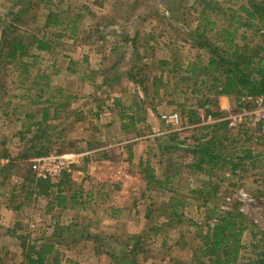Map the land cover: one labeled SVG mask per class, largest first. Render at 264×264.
<instances>
[{
	"label": "rangeland",
	"instance_id": "1",
	"mask_svg": "<svg viewBox=\"0 0 264 264\" xmlns=\"http://www.w3.org/2000/svg\"><path fill=\"white\" fill-rule=\"evenodd\" d=\"M26 1L0 0V33L3 23L8 20L6 16L11 11L26 6ZM51 2L53 6L49 7L50 12L64 11L72 17L80 16L76 26L82 33L77 41L56 38L59 41L55 43L54 51L50 54L32 50L30 54H36L39 58L36 60L24 58L23 61L29 64L35 61L31 70L33 77L26 82L24 88L20 87L13 77L7 76L0 80V86L2 88L5 86L3 94L7 93L3 97L0 93V150L13 146L12 141L17 140L14 137L17 131H23L24 128L21 127L26 125L25 114H31L33 117L37 115L36 120L41 119L38 110L45 105L32 106L31 102H35L36 96L40 95L35 87L33 89L35 85L32 82L35 74L44 72L49 77L51 90L42 95L41 102L51 100L56 102L55 104H64L66 108L60 110L59 120L52 123L55 127L59 125L60 128L51 141L49 140L50 143H46L51 153L36 158L68 153L83 155L76 166L81 171L74 172L66 193L72 194L83 188L85 191L82 202H88V205L86 211L76 207L73 211L55 210L47 214L45 211L47 201L40 199L36 201L33 197L30 202L28 197V202L24 203L25 194L21 192L22 179L19 176L14 175L4 180L0 175V254L2 252L3 264L22 262L20 242L16 236H28L31 242L41 243L45 242L43 240L48 239L59 226L69 227L76 223L78 227L71 229L68 234L64 232L59 236L63 243L56 246L65 264H117V260L128 256V244L135 245L138 241L141 242V252L138 253L139 257L137 256L138 264H171L172 260L176 259L188 261L191 256L189 248L179 252V248L173 243L181 235L194 239L196 230L191 223L206 230L205 210L198 208L203 201H198L195 198L199 197L198 194H192V191L200 190L201 182L207 179L200 174H192L191 156L180 160L177 156L184 155L175 152L173 162L179 163L181 168L171 169L170 175H175L179 171L178 180L167 187L162 186L161 191H158L160 188L146 191L147 182L137 164L140 158L148 160L159 180H166L162 176L166 167L161 162L164 163L169 155L163 153L158 145L162 142L167 143L172 134H178L180 143L187 142L186 146L191 144L190 138L194 135L193 130L197 124L193 123V119L188 117L187 113L196 110L201 95L192 97L191 94L184 96L173 93L172 78L168 83L161 85L160 98L152 101L151 88L147 85V92L143 93L142 88L130 81L128 71L138 60L136 66L139 68L141 64L149 65L145 74L153 78L152 72L156 70L155 60H170L175 56L195 60L198 52L186 38V33L195 28L194 19L197 15H193L194 12L190 10L193 0H51ZM214 2L220 8L218 17L221 18V14H228L229 9L239 11L246 0ZM35 4L34 1V6ZM41 7L43 5L32 9L41 14L37 20L39 23L36 22L38 25L30 21L29 27H23L29 29V33L37 31L39 34L45 33L42 27L46 12L39 11ZM97 26L100 33L89 34V31ZM57 31L55 28L48 29L47 34L51 35ZM124 32L132 38L137 33L140 35L136 43L138 53L126 45L118 52L113 51L116 44L123 46L121 41ZM257 42L258 40L255 43ZM72 67L75 68V74L68 71ZM88 78H93L92 84L87 82ZM37 79H34V84L39 83L42 86L46 83ZM179 86L181 89L187 87L184 84ZM23 95L27 98L21 100L20 97ZM136 95L138 99L148 97V119L146 123L139 124L137 133H131L124 139L121 134V122L110 109L117 99L122 101L120 104L122 106L115 107L116 111L130 108L138 102ZM171 102L186 104V108L183 110ZM215 103L217 106L213 107V110H218L223 116L213 121L227 122L230 116L239 112L234 97H217ZM55 107H52L51 112ZM198 113L201 116V125L213 124L208 123L209 117L205 116L204 110H198ZM170 115H177L178 121L167 122L166 119ZM254 131L257 132H254L255 140L250 147L254 154H261L264 157V145L259 139L261 134L257 129ZM85 140L91 142L93 150L86 149ZM131 145H133L131 151L136 155L132 165L129 163ZM103 150L107 151L109 160L106 162L101 160L100 155H95L97 159L93 155ZM238 156L240 155L236 157ZM87 157L88 162L85 161ZM32 160L29 162L31 169ZM250 161L246 162L249 164ZM5 163L3 161L0 164ZM256 168L252 170L248 165H244L236 169L234 174L222 173V180L214 181L215 185L218 182L220 189L218 196L210 202L216 203L222 211L230 210L238 203L239 210L258 230L264 232V196H259L264 192L263 179H260L263 166L259 163ZM34 173L36 174L35 171ZM65 173L67 172L60 176ZM171 189L175 190L174 194L169 191ZM143 195L145 196L142 198ZM170 198H174L175 202H170ZM169 202L184 204L179 208L182 224L171 221L172 210L167 208ZM111 208L113 211L118 208L122 213L115 215ZM212 223L214 224L213 221L208 224ZM162 225L166 226L161 228ZM153 228L158 231L155 229L153 231ZM13 231L16 235L10 233ZM76 232L78 233L75 234ZM43 236L45 238L42 239ZM86 236L90 237V240L86 239ZM134 237L136 240H133ZM243 242L244 244L250 242L249 234ZM163 243L167 246L163 247ZM196 244L195 242L194 245ZM250 256L249 254L244 256L247 262Z\"/></svg>",
	"mask_w": 264,
	"mask_h": 264
},
{
	"label": "trees",
	"instance_id": "2",
	"mask_svg": "<svg viewBox=\"0 0 264 264\" xmlns=\"http://www.w3.org/2000/svg\"><path fill=\"white\" fill-rule=\"evenodd\" d=\"M34 1L36 2L35 6ZM25 5L27 7L23 5L20 9L11 11L6 16L8 20L3 23L0 33V80L7 76L13 77L22 88L33 77L31 70L35 65V61L29 64L23 61L24 58L34 60L39 58L36 54H30L32 50L50 54L54 51L55 43L59 41L56 38L77 41L82 33L76 26L80 16L73 15L72 17L64 11L50 12L49 7L53 6L51 0H27ZM40 5L43 7L39 11L46 12V15L43 16L42 27L45 29V33L39 34L38 31L29 33V29L23 27H29L30 21L38 25L37 20L40 19L41 14L32 9ZM190 10L194 12L193 15L196 14L197 16L194 19L195 28L186 33V38H188L193 49L198 52L195 60L180 59L178 56L170 60H155L154 69L156 70L152 72L153 78L145 74L149 65L141 64L138 68L136 66L137 60L128 71V75L130 81L142 88L143 93L147 92V85L151 88L152 101L160 98L161 85L168 83L172 78L173 93L184 96L191 94L192 97L201 95L196 110H190L187 113L188 117L193 119V123L197 124V127L193 130L194 135L190 138L191 144L189 146H186L187 142H183V144L179 142L178 134H172L167 143L162 142L158 145L163 153L166 152L169 155L164 163L161 162L166 167L164 169L165 174L162 175L166 180H159L148 160L140 158L137 167L143 171L144 180L147 182L145 190L152 191L154 188H160L158 191H161L162 186L167 187L178 180L179 171L175 175H170V173L171 169L174 168L180 170L179 163L173 162L172 157L181 152L184 156H177L180 160L187 156L192 157L193 163L190 166L192 174H200L207 179V181L201 182L202 188L200 190L192 191V194H198L199 197H195L198 201H203L198 208L205 210L206 230L195 223H191V226L196 230L194 239L181 235L173 243L179 248V252L189 248L191 256L188 261L176 259L172 260L171 264H264V232L258 230L239 210L238 203H235L230 210L222 211L216 203L210 202L211 199L218 196L220 189L217 184L222 180L221 174H234L236 169H240L244 165H248L253 170L257 169L256 167L261 163L263 174L260 179H263L262 185H264V157L261 154H254V150L250 147V144L255 140L254 132L257 131L244 125L238 128H230L228 122L201 125L202 120L198 113V110H204L206 117L221 118L223 114L218 110H213V107L217 106L216 98L221 96L234 97L238 103L237 111L245 107L243 99L264 97V0H246V3L240 6L239 11L229 9V13L221 14V18L218 17L220 8L214 0H193ZM31 11L33 14L30 15ZM52 28L58 31L48 35V29ZM98 28L97 26L94 30L91 29L89 34H99ZM122 37L123 46L116 44L113 51L118 52L126 45L128 48L131 46L136 53L138 51L136 43L140 35L137 33L132 38L124 32ZM256 40H258L257 43H255ZM139 60L141 61V58ZM74 69L72 67L68 71L75 74ZM36 78L39 82L44 81L46 83L42 86L39 83L34 84ZM34 79L32 82L35 85L33 89L35 87L40 95H37V100L32 101L31 104L32 106L45 105L38 110L41 119L36 120L37 115L33 117L31 114H25L26 125L21 127L24 128L23 131H17L16 136H14L17 140L12 141L13 146L9 149L4 147L3 150H0L2 151L0 152V163L6 162L4 165L0 164V175L4 180L14 175L19 176L22 179L20 189L22 194H25L24 203L28 202V197H30V202L33 197L36 201L39 199L47 201L45 207L47 214L55 210L65 212L69 209L73 211L76 207H81L86 211L88 202H82L85 191L83 188H79L72 194L66 193L74 172L81 171L79 167L73 166L71 172L49 179L38 178L31 169L29 162L33 158L51 153V149L46 147V143H50L49 140L51 141L53 136L58 133L57 129L60 128L59 125L55 127L52 123L59 120L60 110L66 108L64 104H55L56 102L51 100L41 102L42 95L51 90L49 77L44 72H38ZM92 79L88 78L87 82L92 84ZM147 82L149 84H146ZM106 83L107 80L105 79ZM180 84L187 85L186 89H181ZM166 86L168 87V84ZM0 89H2L0 90L2 97L6 96L7 93L3 94L5 86L3 88L0 86ZM136 97L138 99L137 95ZM26 98L25 95L20 97L21 100ZM121 102L120 99L114 100L110 110L116 114L121 122V134L126 139L131 133L138 132L139 124L147 122L148 97L138 99V102H135L130 108L124 109V111H116L115 107L120 106L121 108ZM174 104L183 110L186 108V104L179 102ZM53 106L56 107L51 112ZM259 139L264 145V138L260 136ZM85 145L86 149L93 150L91 142L88 143L85 140ZM132 146L129 147V163L131 165L136 157L135 153L131 151ZM235 154L240 156L236 157ZM93 155H100L103 162L109 160L105 150ZM95 158L97 159V156ZM88 160V157L85 158L86 162ZM246 161H250L251 164ZM216 180L219 181L215 185L214 181ZM169 191L175 193V190ZM260 195L264 196V192H261ZM170 202H175V199L170 198ZM183 205V203H170L168 205L167 208L172 210L170 218L173 223L182 224V214L179 208ZM111 210L113 211V208ZM113 212L115 215L122 213L118 208ZM211 221L214 224H208ZM165 226L162 225L161 228ZM76 227H78L77 223L69 227L59 226L48 239L43 236L42 239L45 238L43 240L45 242L41 243L31 242L28 236H16L20 242L19 248L22 258L20 264H65L62 261L63 256L56 246L63 243L59 236L63 235L64 232L70 233ZM10 233L16 235L14 231ZM247 234L250 236V242L244 244L243 239ZM86 239L90 240V237L86 236ZM133 240L136 238L134 237ZM195 242L197 243L196 246L194 245ZM140 243L138 241V243L135 242V245L128 244V256L117 260L116 263L138 264L137 256L141 252ZM164 246L167 244L163 243ZM1 254L0 264H3ZM247 254L251 255L248 262L244 258Z\"/></svg>",
	"mask_w": 264,
	"mask_h": 264
},
{
	"label": "built area",
	"instance_id": "3",
	"mask_svg": "<svg viewBox=\"0 0 264 264\" xmlns=\"http://www.w3.org/2000/svg\"><path fill=\"white\" fill-rule=\"evenodd\" d=\"M245 107L227 120L230 128L246 126L251 129H257L264 138V97L243 99ZM167 122L178 121L177 115L167 117ZM211 117L208 123H215ZM81 154L68 153L63 155H50L49 157L36 158L32 160V169L36 172L38 178L48 179L56 178L63 172H71L73 166H78Z\"/></svg>",
	"mask_w": 264,
	"mask_h": 264
}]
</instances>
